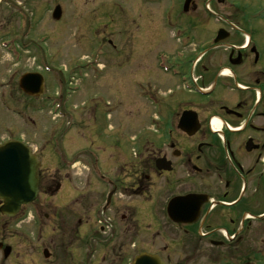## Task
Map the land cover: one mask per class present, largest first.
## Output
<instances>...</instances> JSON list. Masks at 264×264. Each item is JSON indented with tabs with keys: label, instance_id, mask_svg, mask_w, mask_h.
Segmentation results:
<instances>
[{
	"label": "flooded vegetation",
	"instance_id": "af4514ba",
	"mask_svg": "<svg viewBox=\"0 0 264 264\" xmlns=\"http://www.w3.org/2000/svg\"><path fill=\"white\" fill-rule=\"evenodd\" d=\"M164 1L168 33L177 32L168 36L165 141L130 164L90 162L89 195L64 212L53 198L69 179L41 171L55 168L33 149L35 198L17 210L0 198V264H135L144 254L156 262L139 264H264L262 20L232 13L243 0H188L184 13L185 0L142 3ZM183 113L190 131L179 127ZM94 182L108 187L100 205Z\"/></svg>",
	"mask_w": 264,
	"mask_h": 264
},
{
	"label": "rangeland",
	"instance_id": "374dc122",
	"mask_svg": "<svg viewBox=\"0 0 264 264\" xmlns=\"http://www.w3.org/2000/svg\"><path fill=\"white\" fill-rule=\"evenodd\" d=\"M56 5L61 8L58 20L53 17ZM142 5L145 9L152 6L142 0H0V143L16 137L49 152L51 160L43 165H53L55 170L47 167L41 171L69 179L53 198L62 212L76 195L81 193L83 201L89 195L85 178L91 160L87 151L104 162L114 157L130 164L145 150L139 149V143L154 148L163 142L165 130L160 133L158 128L167 119L168 57L165 52L155 57L160 50L168 51V36H174L172 31L168 33V21L163 17L167 1L152 6L157 16L151 19L141 10ZM235 5L232 13L260 20L264 14V0L236 1ZM261 23L256 25L264 29V20ZM148 46L149 53L144 51ZM40 62L51 70L43 69ZM29 72L43 76L44 93L50 99L56 97V91L61 96L69 94L65 109L77 117L79 125L75 119L70 126L63 119L58 121L45 97H29L21 91L18 79ZM154 105H161L158 112ZM64 129L63 140L68 143L61 146L64 157L83 158L79 165L85 166L78 172L60 164L54 151L58 131ZM103 142L110 150L105 155ZM107 188L95 182L90 188L97 205L102 204ZM127 199L118 194L119 205ZM34 223L31 219L28 226Z\"/></svg>",
	"mask_w": 264,
	"mask_h": 264
},
{
	"label": "water",
	"instance_id": "95a60500",
	"mask_svg": "<svg viewBox=\"0 0 264 264\" xmlns=\"http://www.w3.org/2000/svg\"><path fill=\"white\" fill-rule=\"evenodd\" d=\"M60 9L57 6L53 17L59 18ZM19 86L28 95H39L43 90V78L36 73L25 74L19 80ZM183 117L182 120L183 121ZM180 122V126H181ZM38 158L32 154L29 147L17 140H8L0 145V197L7 203L8 208L17 210L20 204L32 201L37 191L36 169ZM151 262L154 258L146 255L136 258L139 264Z\"/></svg>",
	"mask_w": 264,
	"mask_h": 264
},
{
	"label": "bare ground",
	"instance_id": "6f19581e",
	"mask_svg": "<svg viewBox=\"0 0 264 264\" xmlns=\"http://www.w3.org/2000/svg\"><path fill=\"white\" fill-rule=\"evenodd\" d=\"M220 126H221V124H220V123H217V124H216V127H220ZM78 168H80V169H81V168H83V167H82V165H78Z\"/></svg>",
	"mask_w": 264,
	"mask_h": 264
}]
</instances>
